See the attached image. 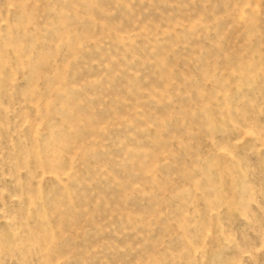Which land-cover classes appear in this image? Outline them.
<instances>
[{
  "label": "rangeland",
  "instance_id": "rangeland-1",
  "mask_svg": "<svg viewBox=\"0 0 264 264\" xmlns=\"http://www.w3.org/2000/svg\"><path fill=\"white\" fill-rule=\"evenodd\" d=\"M0 264H264V0H0Z\"/></svg>",
  "mask_w": 264,
  "mask_h": 264
}]
</instances>
